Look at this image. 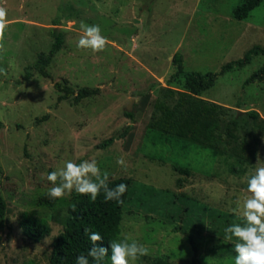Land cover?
Wrapping results in <instances>:
<instances>
[{"label":"rangeland","instance_id":"374dc122","mask_svg":"<svg viewBox=\"0 0 264 264\" xmlns=\"http://www.w3.org/2000/svg\"><path fill=\"white\" fill-rule=\"evenodd\" d=\"M242 2L0 0L8 20L6 51L0 53V67L8 73L0 76V195L7 204L0 220V264H51L53 242L65 228L74 192L50 198L46 176L67 160L91 159L109 179L136 181L122 231V238L150 250L136 264H151L156 257L190 264L191 237L205 264H235L223 229L240 219L233 213L236 201L251 195L247 179L264 167V81L246 83L264 66V55L221 74L202 96L225 109L258 111L262 128L253 135H226L224 145L211 148L163 129L166 112L184 96L182 88L170 84L178 70L177 52L187 71L207 73L221 72L252 47L264 46V1L239 20L234 10ZM81 21L100 26L107 38L104 51L77 48ZM53 28L66 31V42L44 75L33 66L40 53L50 52ZM58 82L100 90L79 102L60 99ZM111 137L115 141L103 145ZM121 157L126 169L117 164ZM25 212L46 218L51 235L41 242L29 239L21 225Z\"/></svg>","mask_w":264,"mask_h":264},{"label":"trees","instance_id":"16d2710c","mask_svg":"<svg viewBox=\"0 0 264 264\" xmlns=\"http://www.w3.org/2000/svg\"><path fill=\"white\" fill-rule=\"evenodd\" d=\"M264 0H243L234 10V16L239 20L247 19L251 12L260 6ZM55 41L49 53L42 52L38 56L37 62L33 67L38 69L44 75H48L47 68L53 62L55 56L60 52L66 42V31L59 28H53ZM264 55V46L256 45L249 49L244 57L233 60L225 64L221 72L207 73L198 71H187L184 64L183 54L177 52L173 61L178 66L177 72L172 76L170 84L175 83L183 97L179 102L167 111L164 117V131L174 130V134L179 138L190 139L195 144L208 145L211 148H218L225 143L226 135L236 138V132L253 135L257 128H262L259 124L260 113L256 110L241 111L239 109H225L223 105L211 102L202 98L205 91L210 89L218 80L221 74L242 68L250 64L257 56ZM31 72L27 73L29 78ZM255 80L264 81V66L255 71L246 83L250 84ZM56 88L61 92L60 99L74 97L76 102L81 99L99 93L100 88L82 87L75 90L62 82L56 83ZM184 98H187L184 99ZM196 98V99H193ZM185 108V110H183ZM132 116L131 112H128ZM115 141L111 137L103 145H111ZM230 142V141H228ZM246 142V141H245ZM240 160V158H239ZM177 171L183 174L190 173L189 168L174 165ZM2 167L0 165V173ZM126 184L127 191L122 196L123 203L118 204L116 201L104 202L103 191L95 202L91 201L89 196L79 195L74 192L73 203L70 205L64 230L59 233L53 242V251L51 255V264H75L76 257L80 254L87 255V251L92 247L91 241L85 234L84 229L97 231L103 237L101 243L103 247H109L111 241L122 240L123 220L125 208L131 199L136 181L132 177H120L109 179V187ZM183 178L178 179V184L182 185ZM7 204L0 195V220L6 216ZM216 218H224L227 223L230 218H225L215 214ZM214 218V220L216 219ZM240 220V219H239ZM238 220V222H239ZM204 221V220H200ZM21 225L24 234L34 242H41L45 237L51 235L52 226L44 217L36 216L25 212L21 218ZM228 226V225H227ZM224 226V229L227 227ZM179 227L178 229H181ZM223 229V232H224ZM195 255L192 257L190 264H205L199 256V249L191 237ZM111 250L105 257L104 264L110 262ZM91 261V258H89ZM151 264H173L167 257H156Z\"/></svg>","mask_w":264,"mask_h":264},{"label":"clouds","instance_id":"9594fccd","mask_svg":"<svg viewBox=\"0 0 264 264\" xmlns=\"http://www.w3.org/2000/svg\"><path fill=\"white\" fill-rule=\"evenodd\" d=\"M7 27V9L0 7V53L6 51ZM80 29L82 34L76 44L78 49H90L93 53L105 50L107 38L101 34L99 25H88L81 21ZM7 75L6 68L0 67V76L7 78ZM117 164L127 168L122 157L117 159ZM46 179L51 184L47 195L52 199H62L75 192L89 196L91 201L95 202L103 191L104 202L114 200L122 204L121 198L128 187L124 183L109 187V174L101 172L95 159L83 160L80 163L67 160L62 167L49 172ZM246 191L251 195L246 196L242 203L237 200V206L233 209V213L238 215L240 220L224 229L223 242L232 245L235 264H264V167L256 168L254 174L248 177ZM84 232L92 247L88 249L87 255H78L75 264H104L105 257L109 255V248L111 264H136L142 257L150 255L147 246L130 240L127 236L120 241H111L109 247H103V237L99 232L88 228H85Z\"/></svg>","mask_w":264,"mask_h":264}]
</instances>
